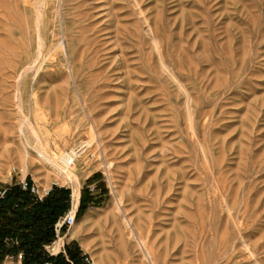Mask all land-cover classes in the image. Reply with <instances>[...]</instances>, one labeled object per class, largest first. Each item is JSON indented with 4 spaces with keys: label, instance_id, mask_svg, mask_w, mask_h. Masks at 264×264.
Segmentation results:
<instances>
[{
    "label": "rangeland",
    "instance_id": "374dc122",
    "mask_svg": "<svg viewBox=\"0 0 264 264\" xmlns=\"http://www.w3.org/2000/svg\"><path fill=\"white\" fill-rule=\"evenodd\" d=\"M41 152L92 260L264 264V0H0V190Z\"/></svg>",
    "mask_w": 264,
    "mask_h": 264
},
{
    "label": "trees",
    "instance_id": "16d2710c",
    "mask_svg": "<svg viewBox=\"0 0 264 264\" xmlns=\"http://www.w3.org/2000/svg\"><path fill=\"white\" fill-rule=\"evenodd\" d=\"M28 182L26 188L18 181L7 184L0 195V261L22 252L23 264H84L77 244L66 246V254L50 255L46 250L56 238L55 224L71 207V189L54 185L39 197ZM93 204L89 191L83 190L77 217Z\"/></svg>",
    "mask_w": 264,
    "mask_h": 264
},
{
    "label": "bare ground",
    "instance_id": "6f19581e",
    "mask_svg": "<svg viewBox=\"0 0 264 264\" xmlns=\"http://www.w3.org/2000/svg\"><path fill=\"white\" fill-rule=\"evenodd\" d=\"M31 126V125H30ZM33 127V126H32ZM31 128V127H30ZM34 128H32V130H33ZM33 131H35V130H33ZM37 135V134H36ZM35 135V136H36ZM39 139H41V137L39 138ZM45 139V138H44ZM36 140H38V139H36ZM42 140V139H41ZM43 141V140H42ZM42 141H40L39 140V142H42ZM38 142V141H37ZM41 145V144H40ZM48 145V144H47ZM46 145V146H47ZM31 147V146H30ZM27 153H31V152H27ZM48 153H50V152H48ZM28 155V154H27ZM26 155V156H27ZM37 155H39L40 156V158L43 160V161H45V162H47V163H49L50 165H51V168H52V170H53V172H54V174L59 178V179H68V180H70L71 182H73L74 183V189H73V193H72V201H73V206H74V209H76V207H77V204H78V200H79V195H80V186H79V178H78V175H77V173H76V171H75V166L77 165L76 164V155H71V154H64L63 156H62V161H63V163H64V166L63 165H61V163L59 162V158L60 157H55V156H49L48 154H44V153H38ZM26 158V157H25ZM24 158V159H25ZM27 158H29L28 156H27ZM23 159V162L25 161ZM61 159V158H60ZM29 160V159H28ZM30 161V160H29ZM39 161V160H38ZM31 162V161H30ZM42 163V162H41ZM24 164H26L25 162H24ZM31 164V163H30ZM32 164H33V161H32ZM34 164H35V162H34ZM42 165H43V163H42ZM44 166V165H43ZM29 167V166H28ZM36 168H38V166L36 167ZM43 168H45V167H43ZM43 168H41V169H43ZM37 170H39V169H37ZM50 171V170H49ZM47 172H48V169H47ZM51 173V172H50ZM55 177V176H54ZM56 177V178H57ZM55 179V178H54ZM55 183H57V181H55ZM116 194V193H115ZM118 194V193H117ZM116 196V195H115ZM115 199H116V197H115ZM121 200V199H120ZM120 200H117L116 199V201L118 202V201H120ZM120 209V208H119ZM127 222V221H126ZM73 226H75V223L73 224ZM128 227H129V225H127ZM128 227H126V228H128ZM131 233H133V231H131ZM71 236H77V233H75L74 231H72V233H71ZM84 239V238H83ZM63 240H64V237L63 238H61L58 242H57V244L59 245V244H61L62 242H63ZM83 241V240H82ZM84 241H85V239H84ZM84 241L82 242L83 243V245H84V247H85V249L88 251V246H87V244H85L84 243ZM141 242H142V240H141ZM144 243V241L142 242V244ZM146 245V244H145ZM148 245H146V249L145 250H147L148 252L147 253H149L148 255L152 258V251H151V249L150 248H148L147 247ZM154 254V253H153ZM154 257H155V255H154ZM153 260H154V258H152ZM153 260H150V261H153ZM155 261V260H154ZM153 261V262H154ZM101 261H98V259H95V260H93V264H101L100 263ZM157 263V262H156ZM155 263V264H156Z\"/></svg>",
    "mask_w": 264,
    "mask_h": 264
},
{
    "label": "built area",
    "instance_id": "2783aa9c",
    "mask_svg": "<svg viewBox=\"0 0 264 264\" xmlns=\"http://www.w3.org/2000/svg\"><path fill=\"white\" fill-rule=\"evenodd\" d=\"M20 182V184L26 188L29 184L28 180L24 179L22 181H18ZM32 191L35 192L36 194L39 195V197H42V195L40 194L38 188H36L35 185L32 184L31 187ZM4 193L3 188L0 190V195H2ZM71 202H72V198H71ZM77 208L74 209L73 204H71L70 209L65 213L64 216H62L57 223L55 224V230H56V238L55 240L46 246V250L50 255H56L59 254L61 251L64 250L65 247V234L67 232V230L76 222L77 219ZM64 227H66V231L64 230ZM64 237V240L61 244H57V242ZM91 263H93L92 259L90 260ZM46 264H50V263H46Z\"/></svg>",
    "mask_w": 264,
    "mask_h": 264
},
{
    "label": "crops",
    "instance_id": "0c3cea01",
    "mask_svg": "<svg viewBox=\"0 0 264 264\" xmlns=\"http://www.w3.org/2000/svg\"><path fill=\"white\" fill-rule=\"evenodd\" d=\"M61 186H63V185H61ZM51 188L52 187L48 188L43 194H41L42 197L45 196L48 193V190H50ZM81 196H82V191H80L79 200H78V204H77V207H76L77 210H78L79 205H80ZM72 204H73V201H72ZM72 231H74L75 233H77V236H71ZM76 244L80 247L81 256L84 257V261H85L84 264H93L90 261L92 258L89 256V252L85 249L83 243H81V241H80L78 228L77 227H74L72 225L67 230V232L65 234V247H64V250L61 251V252L64 253V254H66V246H72V248H73L74 245H76ZM0 264H23V254H22V252H19L17 254L7 255V256L4 257V259H2L0 261Z\"/></svg>",
    "mask_w": 264,
    "mask_h": 264
},
{
    "label": "water",
    "instance_id": "95a60500",
    "mask_svg": "<svg viewBox=\"0 0 264 264\" xmlns=\"http://www.w3.org/2000/svg\"><path fill=\"white\" fill-rule=\"evenodd\" d=\"M49 191V190H48Z\"/></svg>",
    "mask_w": 264,
    "mask_h": 264
}]
</instances>
